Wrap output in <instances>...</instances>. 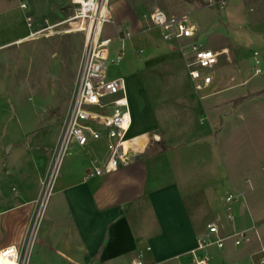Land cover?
<instances>
[{"label":"crops","instance_id":"0c3cea01","mask_svg":"<svg viewBox=\"0 0 264 264\" xmlns=\"http://www.w3.org/2000/svg\"><path fill=\"white\" fill-rule=\"evenodd\" d=\"M232 1L229 6L244 21L249 37L239 47L222 45L213 49L227 48L231 57L227 60L223 56L226 64L221 66L223 72L218 77L214 74L211 86L218 88L211 94L234 99L232 108L225 111L240 114L242 135L249 122H255L258 128L264 116V0ZM71 2L0 0V34L22 32L18 26H28L27 16L32 18L33 31L39 30L45 20L61 15ZM228 3L224 0L223 5ZM30 32L6 39L0 47L29 39ZM256 68L259 73H255ZM140 96L147 97L142 93ZM141 97L138 100L135 93L128 95L133 117L128 136L136 138L132 143L140 147L128 165L102 176L87 175L94 165L108 158L109 141L102 137L90 140L85 147L76 143L70 146L56 168L45 199L42 196L39 200V196L53 152L43 168L38 162L31 175L18 168L0 173L1 191L10 188L5 206L0 209V230L8 233L0 248L13 243L28 244V264H129L133 259L144 264H192L191 250L206 225L222 213L230 192L243 193L234 202L235 227L250 226L254 217L247 208L249 192L264 183V171L252 172V167H248L242 172L245 179L230 178L232 190L218 195L214 180L209 181L214 177L209 174L211 138L201 135L199 119L203 112L193 95L180 90L169 92V98L184 99L179 103L168 100L169 106L161 107L159 118L148 99ZM222 101L225 100L219 103ZM222 108L221 105L214 112ZM151 134L161 140L150 141ZM140 137L144 139L137 145ZM224 139L227 144L228 136ZM151 142L161 149L149 153ZM249 143L256 148L252 159L261 165L264 158L259 157L258 142L250 139ZM242 155L249 161V155ZM201 162L208 175L201 174ZM216 206V212L211 214ZM209 216L202 226L201 217ZM239 248L243 247L229 241L223 250L210 247V264H215L217 255ZM250 253L245 257L246 264Z\"/></svg>","mask_w":264,"mask_h":264},{"label":"rangeland","instance_id":"374dc122","mask_svg":"<svg viewBox=\"0 0 264 264\" xmlns=\"http://www.w3.org/2000/svg\"><path fill=\"white\" fill-rule=\"evenodd\" d=\"M228 2V5L221 6L220 2L210 5L208 0H109L111 22L102 32L103 38H112L109 46L110 60L104 62L108 77L124 76L128 95L135 93L139 100L141 93L145 94L147 97L141 98L144 101L148 99L147 102L153 106L158 118L161 107L169 106L168 100L179 103L184 99L169 98V92L180 90L193 95L203 112L199 119L201 135L205 133L211 138L212 160L209 162V174L214 177H210L209 181L211 183L214 180L218 195L232 190L230 178L237 181L245 179L242 172L248 167H252V172L264 171V116L259 120L258 128H255V122H249V127L244 129L241 135L240 114L225 111V108H232L234 99L212 95L211 92L216 90L218 85L204 90L201 93L203 98L200 99L192 87L186 59L179 44L162 38L160 29L150 21V14L157 8L172 16L189 13L191 22L198 27V42L211 49L222 45L232 49L247 43L249 34L244 21L235 14V8L229 6L233 1ZM76 8L78 6L71 2L65 12L49 19L48 22H61L73 15ZM90 14V11L81 12L85 18ZM19 17L21 19L22 15L19 14ZM18 28L22 29V32H1L0 43L34 29L27 25L22 28L20 24ZM65 28L66 25L63 24L34 38L0 47V173L5 169L13 171L18 168L31 175L38 167V162H41L39 164L43 168L53 152L58 127L69 103L86 40L82 31L63 32ZM60 30L62 32H58ZM118 36L124 37V41ZM121 47L124 52L122 60L119 63L112 62L111 59ZM223 64L226 63L222 56L220 65L213 72L216 77L223 72ZM223 99L225 101L219 103ZM221 105L223 108L218 113L214 112L215 108ZM161 124L165 125L164 127L170 126L168 123ZM225 136H228L227 144ZM250 139L259 144V157L263 159L261 165L252 159L251 154L256 148L249 143ZM152 140L161 139L152 135L150 141ZM160 149L161 146L151 142L148 151L153 153ZM244 153L251 157L248 156L249 161H245L246 156L242 155ZM248 163L250 164L247 166ZM203 164L204 162H201L199 165L200 172L208 175V171L203 170ZM48 176L49 171L44 176L45 185ZM45 185L41 189L39 200ZM6 195H10L9 186L5 191L0 188V209L5 206ZM247 208L251 211L254 222L256 221L264 244V183L249 192ZM20 210L23 211V208ZM216 210L217 206L211 214ZM210 217H201V225H205ZM7 236V232L0 230V242ZM241 247L243 248L236 252L228 249L226 255H217L215 264H246L245 257L257 244L253 238L251 245Z\"/></svg>","mask_w":264,"mask_h":264},{"label":"built area","instance_id":"2783aa9c","mask_svg":"<svg viewBox=\"0 0 264 264\" xmlns=\"http://www.w3.org/2000/svg\"><path fill=\"white\" fill-rule=\"evenodd\" d=\"M74 1L72 0V3L78 8L73 15L58 23H49L48 19L45 20L44 26L39 30L31 31L29 38H34L46 30L54 29L63 24L66 25L63 32L82 31L85 34L90 16H87L86 22H83V18L86 17L81 15L84 4ZM95 2L97 3L98 0ZM219 2L223 6L224 0H208L210 5H216ZM190 19L189 13L172 16L158 8L150 14V21L160 29L162 38L165 41H175L179 44L181 53L186 59L192 87L198 97L202 99L201 93L211 87L213 83V72L218 66L220 58L224 56L229 60L231 56L227 48L213 50L198 42V27ZM26 20L28 26L31 27L32 18L27 16ZM110 22L111 17L108 10V15L102 21L100 37L89 46L85 40L69 103L53 150L48 181L46 185L43 184L45 185L43 199L49 193L56 168L73 143L85 147L90 140L106 137L109 141L108 158L103 163L94 165L87 174L89 177L110 174L120 166L128 165L135 160V153L139 151L140 147H135L134 144L125 147L128 140L134 139L128 136L133 124V117L126 79L121 75L109 78L104 68V62L110 60L109 46L112 38H103L102 32ZM58 32H62V30ZM126 35L129 36V33ZM118 38L122 41L125 39L121 36ZM123 55L124 52L121 47L111 61L119 63ZM259 71V68L255 69V73H259ZM242 195L241 192H230L226 195V204L222 213L217 214L216 219L206 225V231L198 238L196 246L191 250L192 264H210L211 258L208 252L210 247L223 250L228 241H232L238 247L251 245L253 238L257 247L250 253L249 264H264V244L257 224L253 221L246 228L238 229L235 227L234 202ZM28 261V244L20 246L13 243L0 248V264H28ZM129 264L144 263L142 260L133 259Z\"/></svg>","mask_w":264,"mask_h":264},{"label":"bare ground","instance_id":"6f19581e","mask_svg":"<svg viewBox=\"0 0 264 264\" xmlns=\"http://www.w3.org/2000/svg\"><path fill=\"white\" fill-rule=\"evenodd\" d=\"M74 2H82L84 4V12H88L91 10L90 19L87 23V28L85 32V39L89 46L91 43H93V41L97 40L100 37V29L102 27L103 18L108 15L109 0H98L97 3L95 2V0L89 2H87L86 0H75ZM83 22H86V18H83ZM142 138L144 139V137H140L137 145L141 144L143 140ZM135 140L137 139L134 138L132 140H128L125 143V147L132 146L131 144H134L132 142H135Z\"/></svg>","mask_w":264,"mask_h":264},{"label":"trees","instance_id":"16d2710c","mask_svg":"<svg viewBox=\"0 0 264 264\" xmlns=\"http://www.w3.org/2000/svg\"><path fill=\"white\" fill-rule=\"evenodd\" d=\"M66 15L68 16V15H69V13H66Z\"/></svg>","mask_w":264,"mask_h":264}]
</instances>
